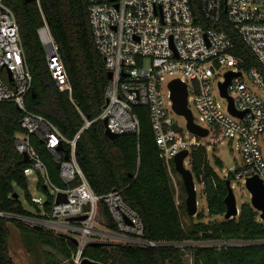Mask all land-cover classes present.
Returning a JSON list of instances; mask_svg holds the SVG:
<instances>
[{"label":"built area","instance_id":"2783aa9c","mask_svg":"<svg viewBox=\"0 0 264 264\" xmlns=\"http://www.w3.org/2000/svg\"><path fill=\"white\" fill-rule=\"evenodd\" d=\"M4 1L0 0V104L13 103L22 111L24 132L17 135L16 150L20 155L28 156L27 178L29 174H35L36 189L39 184L43 185L52 198L49 214L36 201L42 213L35 218L17 217L19 220L16 221L71 242L76 248L71 257L74 264H81L85 249L95 244L140 248L173 246L144 239L142 220L125 203L121 192L114 190L100 196L90 187L77 162L76 148L92 123L86 122L75 138L68 140L48 119L27 109L26 98L32 91L33 78L16 16ZM87 1L94 43L108 73L112 74L105 89L108 102L97 121L103 123L106 120L107 129L117 136H139L141 123L135 108L148 109L160 158L175 187L176 204L179 205L180 191L172 163L174 165V158L184 151L190 154L204 148L207 152L211 145L228 142L235 145L241 155L239 169L227 179L230 185L231 181L246 184L254 177L264 183V0H201L204 20L217 24L225 15L258 63L257 67L248 66L247 56L238 53L228 33L197 24L189 0ZM35 2L44 18L40 0ZM38 35L47 55L51 78L60 92L71 96L72 87L59 47L45 18ZM229 74L232 76L227 87L229 98H225L220 87L228 82ZM217 75L220 76L219 98L224 105L214 93L212 80ZM175 80L187 86L189 110L193 95L199 115L196 119L192 114L193 123L208 132L206 137L191 133L187 120L174 111L169 84ZM175 116L185 120L184 128ZM32 137L51 155L54 163L59 164L60 179L66 188L52 184ZM66 156L68 160H65ZM188 164L187 159L185 166ZM201 187L203 190L204 184ZM59 194H65L67 201L57 205ZM107 214L116 226L115 231L109 228ZM0 217L16 218L2 213ZM79 217L86 219L73 220ZM245 244L205 245L222 248Z\"/></svg>","mask_w":264,"mask_h":264},{"label":"trees","instance_id":"16d2710c","mask_svg":"<svg viewBox=\"0 0 264 264\" xmlns=\"http://www.w3.org/2000/svg\"><path fill=\"white\" fill-rule=\"evenodd\" d=\"M195 22L205 29H216L228 33L236 49L248 58V66H259L242 39L227 22L225 15L221 22L212 24L204 20L201 0H189ZM5 5L15 14L22 39L26 61L31 72L32 91L26 98V106L32 113L41 115L53 123L72 140L85 126L92 125L80 137L76 158L90 187L97 195L111 191L121 192L122 198L140 216L144 225V239L164 242L173 246L140 248L115 245L110 247H88L83 258L101 264H184V252L192 254V264H264V223L258 212L249 206H242L237 218L225 220L227 196L226 181L217 177L207 160L204 148L191 151L187 168L200 185L207 203V215L199 212L195 221L186 229L182 216L188 215L185 203V189L175 169L180 193L179 205L175 200V187L167 167L160 158L149 119L148 109L135 108L141 123L139 136L126 134L109 140L104 133L103 123L97 121L105 105V89L108 85V71L98 52L92 36L88 16L87 0H40L42 13L51 34L59 47L72 87L71 96L59 91L47 67V55L40 41L38 31L44 26V18L36 2L26 0H5ZM31 91V92H32ZM23 113L13 103L0 104V213L21 218H35L27 211L19 191L38 213L39 204L32 198L29 181L25 174L30 163L16 150L17 135ZM34 147L41 153L50 181L58 188H66L60 179L59 169L43 146L32 137ZM217 164H222L217 161ZM174 167L172 163V168ZM47 196L44 211L49 214L52 198L41 184L37 187ZM207 222H204V220ZM109 228L116 226L107 214ZM13 224L23 235L30 233L20 221L0 217V264H15L9 255L10 230ZM40 246L56 252H46L47 264H74L72 254L75 246L63 238L40 229L31 230ZM207 243H246L222 248L207 246ZM182 244H192L182 247ZM204 244V245H195Z\"/></svg>","mask_w":264,"mask_h":264},{"label":"rangeland","instance_id":"374dc122","mask_svg":"<svg viewBox=\"0 0 264 264\" xmlns=\"http://www.w3.org/2000/svg\"><path fill=\"white\" fill-rule=\"evenodd\" d=\"M220 80V76H215L212 80L214 93L216 96V99L224 105L225 103L223 100L219 98V92H218V82ZM164 94L165 99H167V89L164 87ZM189 108L193 114V116L198 119V110L194 103L193 95H191L190 98V104ZM175 120L184 128L185 127V120L181 117L175 116ZM208 142L211 141V138L207 140ZM262 152L264 154V145H262ZM207 160L210 165V167L213 169L215 175L219 177L221 180H227L230 179L232 176H234L235 172L239 169V166L241 165V155L239 152H237L235 145H231L228 142H222L218 144L217 146H209L207 148ZM217 161H219L222 165L219 166L217 164ZM187 167V165H186ZM28 181H29V191L32 196V198L39 202L40 205L43 207L44 204L47 201V196L43 193H40L36 189V182H35V174H29L28 175ZM195 186L197 191V201H198V214L199 212L204 211L205 212V218H211L207 215V203L205 196L202 194V187L199 184V182L195 179ZM231 188L233 190L234 196L237 201L238 210L242 208V206H249L252 207L251 203V194L248 191L246 184L242 182H236L231 181ZM21 200L23 202L24 208L31 212L32 214L39 215L42 213L43 210H41L40 213L37 212V210L34 207H31L29 203L26 202L24 195L21 191H19ZM181 198H182V192ZM186 199V194L184 196V203ZM181 202L179 201V204ZM182 222L184 224V227L188 229L192 223L195 221H192L189 219V215H183L182 216ZM258 218L260 219V214L258 213ZM101 220V219H100ZM204 222H207L205 219ZM196 223V222H195ZM10 230V241H9V255L14 261L15 264H47V257L46 252H53L52 250L40 246L39 242L35 238L34 233H32L33 228L30 226H26L28 228L27 235H23L17 227L13 224L8 225ZM192 247L193 245H184L182 247ZM212 246V245H207ZM194 247V246H193ZM58 256V258H61L56 252H53ZM184 264H192V254L189 250H186L184 252ZM69 264V263H67Z\"/></svg>","mask_w":264,"mask_h":264},{"label":"water","instance_id":"95a60500","mask_svg":"<svg viewBox=\"0 0 264 264\" xmlns=\"http://www.w3.org/2000/svg\"><path fill=\"white\" fill-rule=\"evenodd\" d=\"M35 0H26V2H34ZM9 75V81L11 82V74L8 72ZM108 78H112V74L109 72L108 73ZM228 82L225 83L224 85H221L220 90H221V95L225 98H229L227 95V87L229 85V81L232 78V76L229 74L227 75ZM169 88L171 91V100L173 102V109L178 114L179 116H183L187 120V128L188 130L193 133L198 135L199 137H206L208 135V132L198 126H196L193 123V116L191 111L188 109V91H187V86L186 84L181 83L179 80H175L169 84ZM31 94L34 96L35 93L32 91ZM108 102V101H106ZM233 105L232 101L230 100V110L232 111ZM234 114V112H233ZM103 126H104V133L105 136L109 139L114 141L118 136L115 134H112L108 129H107V121H103ZM189 157V152L184 151L177 155L174 158V166H175V171L179 175L181 182L183 184V187L185 189L186 193V199H185V208L187 211V214L190 217H196L198 215V201H197V191H196V186H195V179L192 174V172L185 166V161ZM24 160L28 162V156L25 154L23 156ZM68 156L65 157V160H68ZM57 168H59V164L56 165ZM226 186H227V196L224 199L225 207H226V212L224 219L225 220H230L237 218L240 214V211L238 210L237 206V201L234 196L233 190L230 185V181H226ZM246 187L248 191L250 192L252 198H251V203L253 209L260 214V220L264 223V183L257 177L251 178L247 181ZM66 195L65 194H59L57 199H56V204L64 203L66 202ZM15 217V216H14ZM11 220H19V218H9ZM86 217H79V218H74L73 220H79L83 221L85 220ZM75 244V242H74ZM184 245H192V244H182L181 246ZM195 245H204V244H195ZM93 246H98V247H105L104 244H95ZM81 264H101L98 262H94L90 259H84Z\"/></svg>","mask_w":264,"mask_h":264}]
</instances>
